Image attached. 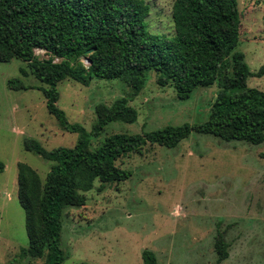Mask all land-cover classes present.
<instances>
[{"label": "rangeland", "instance_id": "rangeland-1", "mask_svg": "<svg viewBox=\"0 0 264 264\" xmlns=\"http://www.w3.org/2000/svg\"><path fill=\"white\" fill-rule=\"evenodd\" d=\"M149 5L147 28L172 36L173 0H144ZM241 25L237 50L252 73L264 64V0H238ZM39 58L50 54L36 50ZM53 60L59 61L54 57ZM88 64L85 58H81ZM25 68L23 76L20 68ZM18 78L25 89H11ZM249 87L264 91V74L250 75ZM41 82L26 62L0 61V264H42L43 258L21 254L27 247L25 214L17 195L18 163L34 168L44 180L52 164L23 148L34 138L46 149L72 146L77 132L65 131L46 109ZM45 86V85H43ZM61 108L72 123L87 131L96 121L95 106L127 96L130 87L120 79L92 77L88 85L71 78L57 85ZM216 83L196 88L179 99L172 85L160 86L149 71L141 91L129 101L137 112L132 123L114 121L91 139L97 148L113 133H142L165 125L199 123L207 119L216 97ZM130 177L101 183L82 192L84 206L65 209L61 264H144L141 253L152 250L158 264H264V141H224L191 131L175 147L147 144L116 160ZM221 233L228 257L217 261L214 241Z\"/></svg>", "mask_w": 264, "mask_h": 264}, {"label": "trees", "instance_id": "trees-1", "mask_svg": "<svg viewBox=\"0 0 264 264\" xmlns=\"http://www.w3.org/2000/svg\"><path fill=\"white\" fill-rule=\"evenodd\" d=\"M171 9L174 33L168 36L148 30L149 5L144 0H0V61L26 62L42 84L38 89L47 111L65 131L78 133L69 147L46 149L34 138L23 140L25 150L52 162L44 180L30 165L18 163L17 195L28 235L27 247L20 249L23 256L43 258L42 264H61L67 256L61 246L65 209L84 206L82 192L90 190L96 179L102 187L130 177L131 172L116 160L140 152L147 144L175 147L191 131L224 141L254 145L264 141V91L246 83L248 76L264 74V64L252 73L243 52L237 50L238 0H173ZM35 48L44 49L50 57L39 58ZM88 49L92 51L86 53ZM19 70L27 75L25 68ZM152 70L157 84L172 85L181 100L198 87L216 83L218 91L207 119L142 133H113L91 148V139L109 123L137 119L138 112L129 101ZM92 77L123 80L130 92L110 105L97 104L96 121L87 131L69 122L57 106V85L67 78L88 85ZM8 85L26 88L18 78L9 79ZM227 247L218 232L214 241L218 262L228 257ZM141 257L144 264H158L152 250L144 249Z\"/></svg>", "mask_w": 264, "mask_h": 264}, {"label": "built area", "instance_id": "built-area-1", "mask_svg": "<svg viewBox=\"0 0 264 264\" xmlns=\"http://www.w3.org/2000/svg\"><path fill=\"white\" fill-rule=\"evenodd\" d=\"M37 49H38V50H41V51H45V50L42 49V48H35V49H34V53H35V51H36ZM45 52H46V51H45Z\"/></svg>", "mask_w": 264, "mask_h": 264}, {"label": "water", "instance_id": "water-1", "mask_svg": "<svg viewBox=\"0 0 264 264\" xmlns=\"http://www.w3.org/2000/svg\"><path fill=\"white\" fill-rule=\"evenodd\" d=\"M92 51V49H88L86 53H90Z\"/></svg>", "mask_w": 264, "mask_h": 264}]
</instances>
